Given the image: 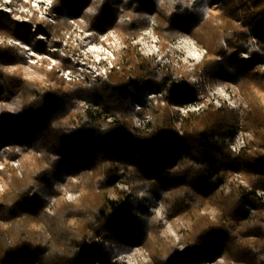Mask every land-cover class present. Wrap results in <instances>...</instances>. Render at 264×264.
<instances>
[{"label":"trees","instance_id":"16d2710c","mask_svg":"<svg viewBox=\"0 0 264 264\" xmlns=\"http://www.w3.org/2000/svg\"><path fill=\"white\" fill-rule=\"evenodd\" d=\"M53 1L52 12L59 15L48 29L55 35L70 28V19L84 18L86 31L101 34L115 28L129 45L110 74L91 86L59 79L44 86L19 71L9 72L4 64H18L22 57L15 48L0 45V98L22 95L21 109L4 108L0 115V149L9 144L18 155H33L24 176L14 174L9 190L0 195V264H95L137 241L151 249L155 264H207L222 254L228 264H264V205L256 192L264 185V73L257 68L264 57V0H224L219 25L207 18L213 0ZM152 14L163 41L187 32L207 48L193 73L233 81L246 94V127L254 132L246 150L234 153L224 140L239 119L230 108L208 106L182 117L177 121L183 135L170 108L161 104L152 103L141 114H151L146 127L133 125L128 84L167 91L178 105L196 95L188 71L160 68L130 44ZM0 33H18L1 13ZM250 47L251 60L228 53L229 48ZM80 99L94 101L99 113L108 112L113 121L101 118L98 110L74 115ZM236 174L244 183L232 182L230 192L221 191ZM118 179L130 189L110 197ZM64 184L79 190L81 198L59 202L51 214L49 204ZM140 188L162 197L170 216L190 220L183 252L165 246L157 220L151 225L139 219ZM249 207L258 209L254 221Z\"/></svg>","mask_w":264,"mask_h":264},{"label":"rangeland","instance_id":"374dc122","mask_svg":"<svg viewBox=\"0 0 264 264\" xmlns=\"http://www.w3.org/2000/svg\"><path fill=\"white\" fill-rule=\"evenodd\" d=\"M38 1L0 0V13L7 16L18 30V37L0 33V45L15 48L22 57L21 62L18 64H4V69L9 72L19 71L25 79L44 86L53 84L56 79L64 81L68 85L80 83L85 86H91L96 78L107 77L110 74L109 68L112 64H119L123 52L129 45L123 34L115 28L101 34H97L95 31L88 32L84 28V18H77L75 21L70 19V28H64L60 35H55L48 29V26L57 23V20L53 18L59 15V11L56 10L55 15L50 17L45 12L46 10L42 9L40 14L31 17L32 13L40 8ZM42 1L48 3V0ZM223 2L224 0H213L207 11V18H213L217 25L222 23L220 15L223 13ZM122 18L123 20L128 19L126 16H122ZM157 26L156 15H150L148 24L140 29L136 38H133L130 44L141 55L152 59L160 68H170L175 70L176 73L189 72V75L185 78L190 83V88L192 87L194 93L196 95L198 93V98L202 100L201 109L198 110V107H191L190 114H199L208 106H214L215 108H221L220 106H222V108H230L237 111L239 115L238 122L226 134L224 140L234 153H241L246 150L254 139V132L246 127L250 102L241 87L230 80H214L211 75L202 71L199 74L193 73L196 67L206 59L207 48L195 36L187 32H180L172 40L163 41L157 33ZM250 48L248 50L229 48L228 53L242 60H251L253 59V50L252 47ZM199 49L204 55L201 54L200 56ZM255 49L261 50L258 44H256ZM217 59L221 60V57L217 56ZM257 68L264 73V57L257 60ZM136 85L132 83L128 84L127 87L129 93L131 92L130 114L133 125L138 128H144L145 124L149 123L147 119L151 121L152 118L148 115L145 118L143 117L146 120L141 118L144 109L137 110L138 107L134 102L136 97L132 93H138L145 102H148L147 98L152 96L151 93L159 92V90L147 89L138 84L137 88L142 91H137L138 89L134 87ZM260 95L264 101V92L260 91ZM156 96L157 98L154 97L148 105L154 102L153 104L168 106L172 118L176 121L188 115L186 109L175 107L171 103V99L167 97V91L163 90L162 95L157 94ZM161 99L164 101L160 102ZM21 107L22 95L20 92L7 99L0 98V115L4 108L15 112ZM99 107L100 105L94 101L80 99L73 109V114L83 115L86 112H96L98 110L97 114L101 118L109 122L113 121L114 117L108 112L99 113ZM177 128L182 133L184 132L180 123H178ZM231 136L236 144L240 145L244 141L246 145L240 151L231 149L230 141L228 140ZM0 152L1 195L9 190L14 174L19 177L24 176L26 166L32 160L33 155L31 153L24 156L18 155L13 152L9 144L2 146ZM77 179V175L73 176L74 181ZM232 182L236 184L238 182L244 183V180L239 174H236L233 178L231 177L227 182H224L220 190L225 191V193L230 192ZM129 189V184L118 179L110 187L109 195L110 197H116L118 190ZM80 198L81 192L79 190L74 189L71 185L64 184L61 195L52 199L48 211L54 214L59 202L76 203ZM136 198L139 205V219L143 223L151 225L154 220H157L160 223L159 238L162 239L161 241H163L165 246L167 245L179 252H183L186 248L184 242L185 233L191 226L190 220L180 215L170 216L164 199L143 188L136 191ZM260 201L264 205L261 199ZM208 211L211 214L215 213L213 209ZM262 212L264 213V208ZM257 213V208L249 207L248 216L250 221H254V216ZM3 224L6 223L3 222ZM227 261L225 254H222L209 260L207 264L212 262L228 264ZM17 264H23V261L18 260ZM35 264H39V262H35ZM95 264H155V260L151 249L143 242L137 241L131 243L127 249H115L111 260L105 262L96 261Z\"/></svg>","mask_w":264,"mask_h":264},{"label":"built area","instance_id":"2783aa9c","mask_svg":"<svg viewBox=\"0 0 264 264\" xmlns=\"http://www.w3.org/2000/svg\"><path fill=\"white\" fill-rule=\"evenodd\" d=\"M39 3H40V8L38 9V10H35L33 13H32V16L31 17H35V16H37L38 14H40L41 13V10L43 9V10H46L45 12L50 16V17H53L54 15H55V12H52V7H53V0H48V3L47 2H43L42 0H39L38 1ZM53 19H55V18H53ZM73 21H75V19H72ZM35 31L37 32V29L35 28ZM26 45H28V44H26ZM206 52V51H205ZM199 54H200V56H201V54L202 55H204V53H202L201 51H200V49H199ZM114 65L112 64V66L109 68V70L113 67ZM98 77V76H97ZM134 87H138V85H136V86H134ZM138 89V88H137ZM137 91H142V90H137ZM133 95H134V97H136V99H135V104L137 105V110H142V109H144V110H147L148 109V107H149V105H148V103H150V102H152V99H154V97H156L157 98V94H159V95H162L163 94V92L162 91H156V92H152L151 93V97H149V98H147V100H148V102H145L144 101V99L140 96V95H138V93H132ZM150 95V94H149ZM162 101H164L163 99H161V101L160 102H162ZM202 100L200 99V98H198V93H197V95H195V98L194 99H192V100H190V101H186L185 103H183V104H174V106L175 107H180V108H183V109H186L187 110V112H188V114L190 113L189 111H191V107H198V110L199 109H201V107L202 106H200V105H202V102H201ZM157 102V101H156ZM154 103V102H153ZM156 104V103H155ZM221 108H222V106H220ZM146 115H148L149 117H151V115L149 114V113H146ZM146 115H142V117L141 116H139V117H141V118H145L146 117ZM143 118V120H146V119H144ZM182 119V118H181ZM180 118H179V120H181ZM145 122V121H144ZM147 122H149L150 123V120L149 119H147ZM149 123H147V124H145V126L144 127H146ZM178 123H180L179 121H177V126H178ZM181 124V123H180ZM181 130V129H180ZM180 134L181 135H183V133L180 131ZM228 140L230 141V147H231V149H233V150H235V151H240L246 144H245V142L244 141H242V143L240 144V145H238V144H236L235 143V141H233V137L231 136V137H229L228 138ZM257 195H258V197L264 202V186L261 188V189H258L257 190ZM211 264H217L216 262H212Z\"/></svg>","mask_w":264,"mask_h":264},{"label":"snow or ice","instance_id":"6c2138e0","mask_svg":"<svg viewBox=\"0 0 264 264\" xmlns=\"http://www.w3.org/2000/svg\"><path fill=\"white\" fill-rule=\"evenodd\" d=\"M17 43H19V42L17 41Z\"/></svg>","mask_w":264,"mask_h":264}]
</instances>
